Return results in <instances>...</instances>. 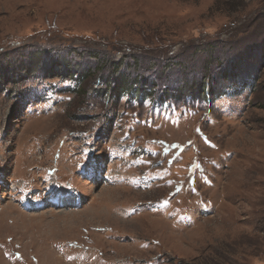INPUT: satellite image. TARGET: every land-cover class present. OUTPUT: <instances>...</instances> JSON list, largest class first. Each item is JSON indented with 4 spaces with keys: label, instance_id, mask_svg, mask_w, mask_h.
I'll use <instances>...</instances> for the list:
<instances>
[{
    "label": "rangeland",
    "instance_id": "obj_1",
    "mask_svg": "<svg viewBox=\"0 0 264 264\" xmlns=\"http://www.w3.org/2000/svg\"><path fill=\"white\" fill-rule=\"evenodd\" d=\"M0 264H264V0H0Z\"/></svg>",
    "mask_w": 264,
    "mask_h": 264
},
{
    "label": "trees",
    "instance_id": "obj_2",
    "mask_svg": "<svg viewBox=\"0 0 264 264\" xmlns=\"http://www.w3.org/2000/svg\"><path fill=\"white\" fill-rule=\"evenodd\" d=\"M236 74H238L239 75V72H236ZM228 78V77H227ZM230 78H235L234 76L232 77L231 75H230V77H229V79ZM7 82L9 83V82H12V79H11V77H9V76H7ZM199 83H201L202 84V87H199ZM236 84H240V81H238V82H235V84L234 85H236ZM243 84V83H242ZM233 85V86H234ZM233 86H231L230 88H232ZM243 86L244 85H239L237 88V90H241L242 88H243ZM212 87V86H211ZM211 87H209L208 88V92L209 93H211L212 94V89H211ZM202 90H205L206 92H207V87H206V84H205V80H202L201 82H198L196 85H191V86H188V87H186V89L184 90V92H190V93H193L194 91H197V93H199L200 91H202ZM210 94V95H211ZM237 94V93H236Z\"/></svg>",
    "mask_w": 264,
    "mask_h": 264
},
{
    "label": "bare ground",
    "instance_id": "obj_3",
    "mask_svg": "<svg viewBox=\"0 0 264 264\" xmlns=\"http://www.w3.org/2000/svg\"><path fill=\"white\" fill-rule=\"evenodd\" d=\"M8 130H10V128H8ZM66 205V204H65ZM64 207H66V206H64Z\"/></svg>",
    "mask_w": 264,
    "mask_h": 264
}]
</instances>
